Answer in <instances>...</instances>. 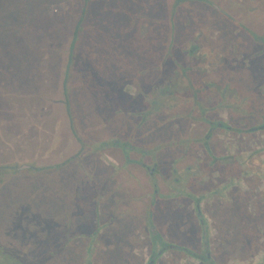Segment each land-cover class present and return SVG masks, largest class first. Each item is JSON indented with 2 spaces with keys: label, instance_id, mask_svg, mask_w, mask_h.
<instances>
[{
  "label": "rangeland",
  "instance_id": "1",
  "mask_svg": "<svg viewBox=\"0 0 264 264\" xmlns=\"http://www.w3.org/2000/svg\"><path fill=\"white\" fill-rule=\"evenodd\" d=\"M103 1L124 9L121 0L95 2ZM171 1L152 3H159V78L143 88L141 102L135 82L119 71L142 58L119 45L130 40L124 32L108 36V56L85 51L60 84L8 87L0 74V235L9 249L40 264H264V0H180L179 8L175 0L173 11ZM98 8L87 12L90 20ZM68 19H59L64 46ZM92 24L98 32L108 27ZM69 79L98 87H73ZM112 81L129 82L125 97L112 100ZM92 144L96 180L111 181L107 198L104 190L82 192L101 198L93 209L71 199L70 170L79 160L67 158H82ZM23 162L40 172L12 179ZM72 201L81 213L70 210ZM54 205L61 215L47 210Z\"/></svg>",
  "mask_w": 264,
  "mask_h": 264
},
{
  "label": "crops",
  "instance_id": "2",
  "mask_svg": "<svg viewBox=\"0 0 264 264\" xmlns=\"http://www.w3.org/2000/svg\"><path fill=\"white\" fill-rule=\"evenodd\" d=\"M95 1L96 0H82L81 6L79 8L78 0H70L68 4H66L64 0H0V74L2 75V78L8 82V87H17L22 82H25L26 85L27 81V85L39 81V83L37 84L38 88H43L42 86H54L55 84H60L58 83V81H63V79L65 81L66 73L70 75L69 72H72L74 70V66L77 65L78 67L79 61L82 55L85 54V51L97 49L95 51L98 56H101L104 53L108 56L107 49L111 47V44L107 42L108 36L111 33L115 34L117 32H124L126 34H130L128 35L130 40H128L129 42L127 43H119V45L124 49L129 47L136 48L140 51L142 58L138 59L137 61L134 60L133 63L122 67L119 71L122 72L123 70H126V73H124V77L128 76V81L133 80V83L135 82L134 84H136L138 87V89H136V91L138 92L136 98L139 102H141L143 97H145V90L143 88H147L151 84L153 85L159 78L158 48L160 45V40L159 38H155L158 34L156 31L159 30L157 28L156 22V19H158L157 16H159V3H156L160 1V5H163L164 0H156L157 2L155 4H152L155 0H143L146 3H151L149 6L141 1L140 4H138V0H134L135 3H133L132 0H121V2L119 3L120 5L123 4L124 7L122 12H119L117 9H115L114 6L107 7L105 3L109 1H106L105 3L104 1L99 2V4H96ZM179 3L180 4L177 5V8L183 5L180 0ZM168 5L171 6V11H173V9H175L176 1L172 0ZM21 6H23L24 8L23 12L16 11V8H20ZM59 6H61L62 8L60 9ZM68 6L69 8H67ZM97 7H99L97 10L98 15H95L97 18H92V20H90L89 14L87 12L90 9H94L95 11ZM63 17H69L68 20H70L71 24V28L69 29L67 27L68 29H66V46H64L63 44L64 36L61 35L63 29L61 21L59 20H62ZM82 17L83 23L78 26ZM173 22L175 23V21ZM92 23L106 24L108 26L106 32L105 30H102V32H98L99 29H97ZM76 28L77 30L75 31ZM88 34L92 36L91 39L95 41V43L93 44L94 46H89V43L86 40ZM173 36L174 35L171 28V36L169 37V42L167 44L168 49L166 55L172 51V47L174 46ZM79 37L81 38V40ZM228 40H230L229 45H231V38H228ZM145 41H147L148 44H146ZM155 42L157 43L156 45ZM242 47L247 49V42L244 43ZM148 49H150L151 51ZM109 65L110 59L106 60L104 64L100 65V68L105 69ZM174 65L175 63L173 62V64L171 65V69ZM70 66L71 69H69ZM169 67L170 66H168V68ZM46 81L52 83H45ZM68 82L73 87L84 86L86 88L94 90L96 87H98L91 81L89 83H83L75 81L73 79H69ZM110 83L111 84L109 92L113 94L112 100L114 98V100L118 98L117 95L119 92L123 94L124 97L126 96L123 88H125L129 84V82L127 84L124 83L122 85L123 87L116 86V83L114 81ZM168 84L170 83L168 82L166 85ZM90 91L92 92V90ZM44 95L47 96V93H45ZM63 116L64 118L69 117L67 113H63L59 117L63 118ZM47 117L49 116L42 114V118ZM93 147V144L92 146H86V152L80 159L76 156L77 152L67 157L71 159L70 163L72 164L74 161L76 162V160H79V163H74L76 164V166L74 167L77 170H70L71 178H75V184H71L70 187L71 193L75 194L74 196L70 195L71 199L77 198L86 199L87 201L89 200L87 202L89 203L88 208L91 206L92 209L96 208V199L99 200L101 198H95L92 196L87 197L85 195H82V192H86L91 195L94 189L98 191L104 190V192L106 193L105 198H107V192L109 191L104 187V183H106L107 186L111 182H109V180L108 182L107 180L105 181V178L102 180V182H104L103 184L99 183L96 180V178L99 180L100 177V175L98 174V169H91L94 166L93 160H91V163L89 164V159H93V157H95ZM67 158H64L63 160ZM23 163L42 167L35 165L33 162ZM59 165L60 164L58 162L55 163V166L58 167ZM77 166L80 167V169L77 168ZM82 167L86 168V170H83ZM80 171H83L84 173L82 174ZM36 173L37 172L13 175L12 179H16L15 177L20 175H33ZM73 173L77 174L78 176L76 177L75 175L74 177ZM11 197L12 195L9 198ZM36 197L38 201L40 197L42 199V197H45V195H37ZM28 199H30V197L26 198V200ZM68 205L71 206V211L76 210V213H81L79 212V205L76 208V206H73V201ZM20 206L21 208L19 209V213L25 214L23 212H26V207L22 204H20ZM58 206L59 205H54L53 208H47V210L51 213H56V211H58ZM57 214H60V211H58ZM54 225L55 230H57V223H54ZM111 226L112 225H110V227ZM112 227L115 226L113 225ZM21 229L23 228H19L20 232L22 231ZM5 233L6 232L3 229L2 234L5 235ZM100 233L101 232H98L96 236H100ZM107 237L108 239L111 238L115 240L113 236L110 237L109 232H107ZM117 237L118 236H115V238ZM1 238L2 236L0 235V245L9 248V245H7V243L5 244L2 241L3 239ZM19 253L27 255L24 251Z\"/></svg>",
  "mask_w": 264,
  "mask_h": 264
},
{
  "label": "trees",
  "instance_id": "3",
  "mask_svg": "<svg viewBox=\"0 0 264 264\" xmlns=\"http://www.w3.org/2000/svg\"><path fill=\"white\" fill-rule=\"evenodd\" d=\"M0 165V169H1ZM41 170V167H37L34 166L32 164H27V163H15V166H13V173L14 175H19V174H26V173H32V172H39ZM165 247H174L173 245L170 244H164ZM183 249V248H181ZM18 255L21 258V261L24 262V264H40L41 261H31L25 254L23 253H18L17 251L13 250V249H9L7 247H4L2 245H0V256H7V255H11V258H9L8 260L0 258V264H7L6 262L10 261L11 264H18V260L15 259L17 258L16 256L13 255ZM4 260V261H3ZM40 262V263H39Z\"/></svg>",
  "mask_w": 264,
  "mask_h": 264
}]
</instances>
